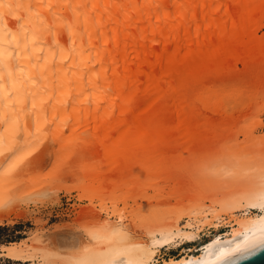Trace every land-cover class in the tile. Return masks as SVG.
<instances>
[{
    "label": "bare ground",
    "instance_id": "1",
    "mask_svg": "<svg viewBox=\"0 0 264 264\" xmlns=\"http://www.w3.org/2000/svg\"><path fill=\"white\" fill-rule=\"evenodd\" d=\"M210 1L212 3L208 8L205 0H0V214L5 213L12 202L11 196L15 195L13 187L22 183L24 178L21 176L29 174L36 157L42 156L52 144L49 141L55 142L57 147H62L63 141L66 145L71 144L66 141L69 132L64 138L66 130L73 133L71 137L76 141L78 137L74 135L81 122L88 121L87 125L91 127L95 125L93 130L100 131L102 127L101 130L111 138L110 132L116 130L112 128L113 123L117 125L121 121L119 124L122 125L131 118L129 125L132 122L142 123L144 129L147 123L142 121L146 119L152 124L148 117L160 107H164L163 112L166 113H171L174 108V111L183 108L182 113L185 115L187 112L189 116L186 119L183 115V126L185 130H190L198 114L194 110L195 104H192L199 98L196 91L200 78H196V74L201 72L203 63L222 57L219 47L223 39L236 32L234 28V32L227 35L223 22L216 18L219 13L216 11L219 10H214V0ZM221 1L225 16L231 21L232 12L230 14L229 10L235 0ZM216 2L221 9V2ZM244 2L247 6L243 15L247 20L237 28L242 32L240 35L237 33L239 39H244L242 42L250 37V31L258 28L254 24L256 22L251 27L248 24L255 6L251 5V10L249 0ZM198 3L203 8H200L203 11L202 22H199L196 13L199 11ZM228 61L222 63L229 69L231 60ZM204 73L201 79L206 85L215 71L211 69ZM187 92H191L192 99L186 96ZM234 100L220 107L212 98L209 107L205 106L207 104L202 106L204 111L209 109L214 115L224 113L227 119L223 122L229 123L239 118H236L237 113L244 112L248 106L245 102L241 104V100L240 103ZM177 103L182 105L180 109ZM210 120L207 117V125L213 123ZM205 123H199L198 133L192 138V152H196L199 145H208V135L203 134L207 130L204 131ZM129 125L125 124L126 127ZM140 125L137 128H141ZM150 127H146L147 131L141 128V132L138 129L136 132L151 136L154 131ZM129 129L121 128L119 131H127V135ZM249 130L245 132L247 139H234L236 142L232 147L213 159L202 160L201 166L195 168L199 170L195 176L206 180L207 185L201 186V180L200 187L212 191L216 188L213 192L222 194L223 198L219 197L212 204L209 196L211 205H204V196L201 202L197 196V202L192 203L188 213L186 210L185 224L180 225L182 211L174 217L171 214L167 216L164 211L153 217L155 222L148 225L142 237L129 229L126 214L119 208L101 204L104 213L97 208L99 211L94 216L101 224L90 229L85 236L87 242L82 239V244L74 249L70 247L66 251L60 249L62 246L59 249L49 248L40 235L33 234L31 243L22 238L3 244L2 253L33 264H155V252L160 247L194 241L204 224L217 229L222 222V214H230L226 231L209 235L197 246H183L182 254L163 259L162 264H218L260 244L264 242V138L255 137L253 129ZM216 131L211 132L210 140L219 139L220 134ZM118 133L127 138L124 133ZM138 136L135 133L133 137L136 140ZM156 141H159L158 137ZM75 143L71 145L75 146ZM54 146L51 150L59 154ZM157 146L154 145L155 148ZM70 150L72 154L76 152L74 148ZM35 193L42 196L48 195L49 191L43 188ZM202 194L208 197L204 192ZM204 206H207L206 210ZM236 212L240 214L235 215ZM129 217L131 219V215ZM132 219L135 220V217Z\"/></svg>",
    "mask_w": 264,
    "mask_h": 264
},
{
    "label": "rangeland",
    "instance_id": "2",
    "mask_svg": "<svg viewBox=\"0 0 264 264\" xmlns=\"http://www.w3.org/2000/svg\"><path fill=\"white\" fill-rule=\"evenodd\" d=\"M216 1L214 0V5L217 8L213 6L214 10H219H215L217 13L219 12L218 14L216 13V18L223 22L222 24L226 27L225 31L227 35L232 34L231 32H234V28H236V32L233 33L235 35H230V38L223 39L221 44L222 48L219 47V51L223 52L221 53L222 57L220 55V59L215 58L211 63H203L200 70L201 72L196 74V78H200L198 79L200 81L197 82L196 91V93L198 92L197 95L199 98L192 103L196 106L194 108L198 110L194 109L198 114L196 113L197 116L194 118V123L191 125L193 127L190 126V130L184 129L183 125L185 119L183 117L184 114L182 113L183 108L180 111H178V109L175 110L176 112L174 111V108L171 110V113H166V111L163 112L165 109L164 107H160L161 109L157 110L158 112L161 110L159 113L155 111V114L153 113L154 115L151 114V116L153 115L152 117H148V119L150 118L151 122L153 121L154 123L152 122V124H149L146 119L142 121L143 124L144 122L147 123V126L151 125L150 128H153V130H150L152 132L154 131L153 134L157 136H154L152 133L150 136L145 132L143 133L145 137L142 133L141 135L139 132H141L144 126L141 123L142 129L137 128L140 124H136L135 122H132V124L129 125L132 121H129L131 118H129L127 122H122V125L119 124L121 121L118 123L119 125L113 123L114 126H112L111 124L112 128L115 127L116 129H113L111 132L109 131L112 140L110 137L108 138V136H106V131L103 132L101 130L102 127L100 131L97 129L98 134H96L97 130L92 129L95 125L92 124L93 126L91 127V125H87L88 121L87 123L81 122L79 127H77L78 133L76 132L74 135L78 137L76 141L73 140L74 137H71L73 133L71 134L70 131L66 130V134L64 135V138H67L69 132L71 135L69 134L67 138L69 140L66 139V141L71 144L77 142L78 145L76 143L75 146L69 143L66 145L63 141V145H61L62 147L58 145V148L55 142L49 141L50 143L52 142V144L49 145L48 142L50 147L48 146V149L45 152L46 154L43 153L42 156L36 157L34 163L37 165H34V163L32 164L29 169L31 173L28 171V175L25 174L23 175L24 177L21 176V178H24L22 179V183L19 182L18 185L13 187L14 190L12 193L15 195L12 194V202L9 203L7 210L4 211L5 213L0 214V224L11 225L12 223L22 222L20 229L22 235L20 237L25 236V241L28 243L32 242L30 238L33 234L40 235L42 240H44V245L49 248L53 247L52 249H55L57 247L56 249H59L62 246L60 249L63 248V250L67 251L70 247L74 249L82 244V239H84L83 242H87V237H85L87 236V232L90 229L97 228L101 224L98 221V218L94 216H96V213H98L99 210L104 213L101 208L103 204L105 206L108 205L107 207L110 208H119L124 215L126 214L125 221L127 224L129 223V229L133 230L138 235L141 234L140 236L143 237V234H145V231H147V228L149 227L148 225L154 221L153 217L155 218L156 215H159L164 211V214L167 216L171 214L173 217L175 216L174 214L177 212L180 214L182 211L181 214L183 217L180 220V225H182L185 224L186 221V210L188 213V209L190 210L193 205L192 203L198 200V197L201 198L199 199L201 202L203 199L202 196H204V200L202 201L204 205H211V203L213 204V202H217L216 200L219 197L223 198L222 194H215V192H213L216 191V188L212 191V189L207 190V187H200V185H207L206 180L203 181V179H201L203 184H200L202 183L201 180L195 176V172H199V170L195 168H198V165L201 166L200 163L207 161L208 158L213 159L218 153L224 152L226 149L232 147L231 145L237 141V138L239 141L247 139L245 132H249V129H253L252 131L255 137L260 136L264 138V107H262L264 106V0H249L248 2L250 3V8L251 5L253 7L255 6L254 13L250 17V21H248V24L250 25L249 27L256 24L258 28L250 31V37L248 36V38H245L247 40L245 42H242L244 39H239L237 33L240 35L242 32H239V29L237 28H240V23H244V21L247 20L246 16L243 15L247 3L244 2V0H235L233 5L237 6L236 11V8L230 3V6L232 5L231 8L234 7L229 10V13L231 14L232 12L233 14H231V22L230 19L225 16L226 13L221 6V4H223L222 1L219 0L221 2V9H218L219 6H217V4L219 2L217 3ZM205 2L209 8L210 2L212 3V1L205 0ZM199 4L200 3L197 4V10L199 11H196V13L199 22H202L203 11L200 9L202 8V5ZM194 10L196 9L194 8ZM220 10L222 12H220ZM223 19H226L228 22ZM214 41L217 42V39L215 38ZM217 44H219V41ZM233 46L235 47L234 49L232 48ZM228 60H231V62L228 63L231 64L229 69L224 66L225 61ZM223 61L224 63H222ZM232 65H234V67ZM208 69H214L215 74L206 85H203L201 74L210 71ZM191 95V92H187L186 96L191 98L193 97ZM212 98L214 101L218 102L220 107L222 105L227 106L229 102L233 103L231 101L234 99L236 101L238 100L237 102L239 103L242 101L241 104L245 102L248 106H246L244 112L237 113L238 116H236V118L240 116L239 118L232 119L231 122L226 123L223 122L227 119L224 113H221L218 116V114L214 115L211 113L209 109L208 111L206 109L204 111L202 104H207L205 106L209 107V102L212 101ZM181 104L184 106V103ZM177 105L180 106L178 103ZM181 106L178 108L180 109ZM200 111L202 112L200 113ZM242 113L244 114L242 115ZM187 115L188 113L186 112L184 115L186 116V119L189 117ZM222 116H225V118ZM207 117H209V119H211L210 121L213 123L207 125ZM161 119L164 121L162 122ZM126 123L129 127L125 126ZM199 123H205L207 125L204 131L206 128L207 130L205 132L203 131V134L206 136L208 135V145H199L197 151L192 152L191 143L196 137V133H198ZM109 125L110 124H108L107 127ZM146 125L143 129L144 131L149 130L146 128ZM121 128L123 130L124 128H126V130L130 128L128 132L129 135L127 134L130 137L126 135L127 131L126 133L123 130L119 131ZM117 129L118 132L124 133L127 138L124 139L121 134L119 135ZM137 129L138 131L141 130L136 132ZM211 130H217L220 134L219 139L214 140L215 142L212 141V139L210 140L212 137ZM113 131L115 132L114 135ZM135 133L137 136L139 135L136 140L135 137H133ZM153 137L156 139L158 137L159 141H156ZM234 139L236 141H234ZM72 140L74 141L73 143ZM53 145H56L54 146V149L57 147V150L60 151L59 154L58 151L51 150V148L53 149ZM154 145L157 146V148H155ZM70 146H72L77 153L73 150L74 154H72L70 150L72 148ZM60 148H62L63 152ZM76 149L81 151V153H78L79 151ZM114 149L117 152H115ZM153 150H155L154 153ZM213 151L214 153H212ZM196 184L200 185L197 187ZM43 188H46V190L49 191V196L43 194L42 196H38L39 192L35 193ZM201 189L203 190L201 191ZM210 191L215 195H212L213 193L210 194ZM203 192L208 195V197L203 195ZM207 192H209V194H207ZM34 194H37V196ZM209 198L211 199V203L208 202ZM156 202L159 204H156ZM181 203L183 204L181 205ZM189 203L191 204L190 206H188ZM204 207L205 208L203 209L206 210L207 206ZM218 208L220 209V207ZM147 209H150L151 211H147ZM167 210H169L170 213ZM237 214H240V212L235 213V215ZM130 215L131 219L134 216L135 220H131L129 217ZM229 215L230 214H222V222L218 225L217 229H214L215 227H212L211 225L204 224L198 233V238L194 241H185L176 246L169 245L168 247H160L155 252V264H162L163 259H167L171 256H179L183 253V246H197L206 241L210 237L209 235L226 231L228 229L226 221L228 220V217H230ZM101 217L104 218V214H101ZM136 217L138 221L136 220ZM144 218H147L148 220H143ZM88 219L91 220L88 221ZM84 227H87L88 230L86 228L84 229ZM76 242L80 243L78 244ZM34 244L40 245V243ZM2 245L0 244V264H33V262L27 260H16L5 256L2 253ZM187 252L188 251L185 253ZM34 261L37 262V259L35 258Z\"/></svg>",
    "mask_w": 264,
    "mask_h": 264
},
{
    "label": "water",
    "instance_id": "3",
    "mask_svg": "<svg viewBox=\"0 0 264 264\" xmlns=\"http://www.w3.org/2000/svg\"><path fill=\"white\" fill-rule=\"evenodd\" d=\"M218 264H264V242L225 258Z\"/></svg>",
    "mask_w": 264,
    "mask_h": 264
},
{
    "label": "trees",
    "instance_id": "4",
    "mask_svg": "<svg viewBox=\"0 0 264 264\" xmlns=\"http://www.w3.org/2000/svg\"><path fill=\"white\" fill-rule=\"evenodd\" d=\"M21 226L22 222L12 223L11 225L0 224V241H5L0 242V244H7L24 238L25 236L20 237L22 235L20 233Z\"/></svg>",
    "mask_w": 264,
    "mask_h": 264
}]
</instances>
